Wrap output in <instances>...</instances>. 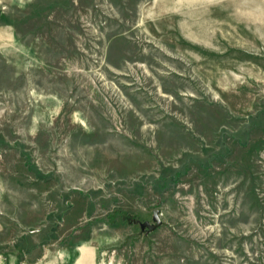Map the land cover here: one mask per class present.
<instances>
[{
  "label": "rangeland",
  "instance_id": "374dc122",
  "mask_svg": "<svg viewBox=\"0 0 264 264\" xmlns=\"http://www.w3.org/2000/svg\"><path fill=\"white\" fill-rule=\"evenodd\" d=\"M0 264H264V0H0Z\"/></svg>",
  "mask_w": 264,
  "mask_h": 264
}]
</instances>
